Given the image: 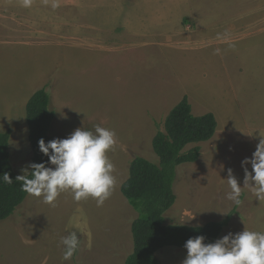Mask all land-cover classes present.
<instances>
[{"label": "rangeland", "instance_id": "1", "mask_svg": "<svg viewBox=\"0 0 264 264\" xmlns=\"http://www.w3.org/2000/svg\"><path fill=\"white\" fill-rule=\"evenodd\" d=\"M23 2L0 0V133L11 131L12 169H30L25 104L43 89L55 113L52 139L77 128L115 132L107 155L116 183L102 206L71 192L54 206L28 195L0 222V264H123L138 213L120 186L134 158L157 161L152 138L183 97L194 116L213 114L217 128L184 149L198 147L199 158L177 167L166 224L202 226L236 207L218 239L264 232V201L245 186L236 206L226 180L231 169L244 186L241 162L264 137V0ZM71 231L79 246L65 260L61 239ZM186 255L168 247L156 258L183 264Z\"/></svg>", "mask_w": 264, "mask_h": 264}, {"label": "trees", "instance_id": "2", "mask_svg": "<svg viewBox=\"0 0 264 264\" xmlns=\"http://www.w3.org/2000/svg\"><path fill=\"white\" fill-rule=\"evenodd\" d=\"M55 113L50 109V97L43 89L36 91L25 104V120L28 127V143L31 150V164L45 163L47 157L38 149V141L53 140L50 128ZM217 128L211 113L194 116L187 98L174 106L164 119L163 131H158L151 141L152 152L157 158L150 162L136 157L128 168V177L121 184L120 192L130 206L138 213L131 224L132 252L123 264H159L156 253L164 248H184L189 238L204 236L205 243H214L228 226L233 208L226 217L217 222H208L192 227L166 224L165 213L175 203L174 183L176 169L182 164L195 163L199 158L198 147L186 152L189 145L204 143L212 139ZM11 131L0 133V222L11 217L28 196L21 190L17 174L11 167L9 140ZM31 169H29V172ZM7 173L13 181L4 182ZM237 206V205H236Z\"/></svg>", "mask_w": 264, "mask_h": 264}, {"label": "clouds", "instance_id": "3", "mask_svg": "<svg viewBox=\"0 0 264 264\" xmlns=\"http://www.w3.org/2000/svg\"><path fill=\"white\" fill-rule=\"evenodd\" d=\"M30 0H24L28 7ZM114 131L96 126L94 131L77 128L65 139H53L45 143L38 141L39 151L47 157L45 163L29 165L31 171L22 169L16 177L21 190L32 197L43 198L49 205L55 204L63 192H71L75 201L92 198L102 206L110 197L116 180L114 165L108 152L116 145ZM251 166V173L247 169ZM244 169V186H238L237 179L228 170L226 179L230 187L227 199L235 205L241 204L242 189L246 186L258 201H264V137H261L251 158L241 162ZM3 180L13 181L5 173ZM64 259H70L77 251L79 238L75 231L61 239ZM187 255L183 264H264V232L243 230L228 233L214 243H205L204 236L189 238L185 244Z\"/></svg>", "mask_w": 264, "mask_h": 264}]
</instances>
